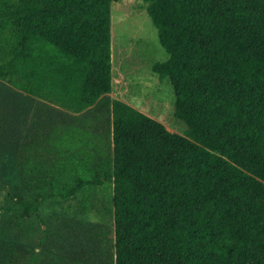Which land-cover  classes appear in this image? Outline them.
I'll list each match as a JSON object with an SVG mask.
<instances>
[{"label":"trees","instance_id":"obj_1","mask_svg":"<svg viewBox=\"0 0 264 264\" xmlns=\"http://www.w3.org/2000/svg\"><path fill=\"white\" fill-rule=\"evenodd\" d=\"M114 1L0 0V82L38 102L25 126L0 106L17 152L0 264H264V0H143L185 136L111 98ZM106 182L112 240L22 261L43 205Z\"/></svg>","mask_w":264,"mask_h":264},{"label":"rangeland","instance_id":"obj_2","mask_svg":"<svg viewBox=\"0 0 264 264\" xmlns=\"http://www.w3.org/2000/svg\"><path fill=\"white\" fill-rule=\"evenodd\" d=\"M111 37V98L127 102L161 122L169 131L185 136L188 127L174 114L175 94L170 79H161L152 69L154 63L167 61L169 54L159 42L143 0L112 2ZM37 103L24 92L0 82V106L10 109L17 104L21 109L19 121L33 113ZM21 125L25 126L23 121ZM15 159L17 152L0 151V228L6 218L8 195L13 186L14 166L9 161ZM112 197L113 184L106 182L86 187L67 202L43 205L30 219L36 227L34 233L22 236L20 241L18 250H21L22 261L43 250L44 256L50 259L64 261L71 253L76 261L86 262V255L77 247L89 242V236L114 238ZM46 229L48 237L43 233Z\"/></svg>","mask_w":264,"mask_h":264},{"label":"crops","instance_id":"obj_3","mask_svg":"<svg viewBox=\"0 0 264 264\" xmlns=\"http://www.w3.org/2000/svg\"><path fill=\"white\" fill-rule=\"evenodd\" d=\"M136 108V107H135ZM141 111V110H140Z\"/></svg>","mask_w":264,"mask_h":264}]
</instances>
